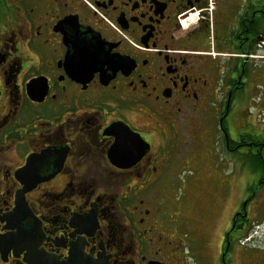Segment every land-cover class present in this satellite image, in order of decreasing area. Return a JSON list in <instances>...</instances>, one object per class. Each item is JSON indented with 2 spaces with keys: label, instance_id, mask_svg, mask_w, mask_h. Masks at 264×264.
<instances>
[{
  "label": "flooded vegetation",
  "instance_id": "af4514ba",
  "mask_svg": "<svg viewBox=\"0 0 264 264\" xmlns=\"http://www.w3.org/2000/svg\"><path fill=\"white\" fill-rule=\"evenodd\" d=\"M0 264H264V0H0Z\"/></svg>",
  "mask_w": 264,
  "mask_h": 264
},
{
  "label": "rangeland",
  "instance_id": "374dc122",
  "mask_svg": "<svg viewBox=\"0 0 264 264\" xmlns=\"http://www.w3.org/2000/svg\"><path fill=\"white\" fill-rule=\"evenodd\" d=\"M192 131L193 128L191 127L183 131L182 137L184 140L182 141L181 149L178 150L176 155L181 159L188 158V161H183L182 165L178 167L181 169L183 166L179 172L178 186L171 191L168 190L165 198L169 201L176 200L177 203L182 204L180 206L170 203L167 204L171 214L177 213L176 210H181L183 216L188 219V222H199L201 227H205L208 215L207 206L210 201L209 192L211 190L207 191V193L201 188H193L191 182L194 180L196 172L197 176H202V180L204 181L206 174L214 170L212 165L221 163V160L219 157L211 155V152L208 150L210 146L207 142L202 143V147L199 148V145H201L199 144V142L201 143L200 139L204 137V134L201 132L193 133ZM191 155L193 156L190 157ZM194 168H198V170L195 171ZM215 191H219L220 194L227 197L221 188H212V192ZM211 201L214 204L216 203L214 199ZM234 201L235 199H233L232 203H235Z\"/></svg>",
  "mask_w": 264,
  "mask_h": 264
}]
</instances>
